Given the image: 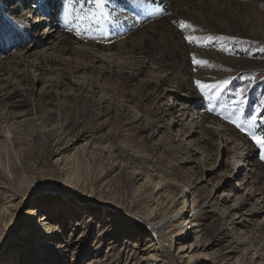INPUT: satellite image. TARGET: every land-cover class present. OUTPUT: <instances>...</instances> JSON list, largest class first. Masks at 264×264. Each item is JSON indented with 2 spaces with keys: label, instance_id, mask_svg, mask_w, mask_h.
I'll use <instances>...</instances> for the list:
<instances>
[{
  "label": "rangeland",
  "instance_id": "obj_1",
  "mask_svg": "<svg viewBox=\"0 0 264 264\" xmlns=\"http://www.w3.org/2000/svg\"><path fill=\"white\" fill-rule=\"evenodd\" d=\"M65 4L0 0V264H264V124L231 122L264 115V0H107L91 25ZM197 80L229 84L209 101Z\"/></svg>",
  "mask_w": 264,
  "mask_h": 264
},
{
  "label": "snow or ice",
  "instance_id": "obj_2",
  "mask_svg": "<svg viewBox=\"0 0 264 264\" xmlns=\"http://www.w3.org/2000/svg\"><path fill=\"white\" fill-rule=\"evenodd\" d=\"M143 2L150 3L151 0H143ZM77 3V0H66L65 4V16L71 14V12H78L76 16V20L82 22V23H88L91 25L93 22H98L100 20H112V14L111 11L107 9L106 4L107 0H87L88 7L85 8V0H79V3L81 5L80 9L75 8V4ZM177 23V22H174ZM178 26L181 28V30L185 32H192L195 33V27L188 23L187 21L181 20L178 22ZM77 34H80L79 32ZM188 43L195 44L197 46H203L207 47L213 40H215V37L212 35L207 36H198L195 34L192 35H186L184 37ZM193 63L196 65L201 66H207L208 61L198 59L195 55H193ZM197 87L200 89L201 93H203L205 96L208 97L209 101H219L223 92L225 91L227 85L229 84L228 80L223 81H217L213 83H206L202 82L200 80L195 81ZM236 99L231 101V105H221V107H236L237 105H241L244 103V89H241L239 92L236 93ZM241 111L239 108H237V113ZM237 113H233L235 116L234 119L231 120V122L238 128L243 129L244 124L248 123L250 126H255L258 119L261 124H264V115H260L259 117L257 115H252L250 121H243L240 119V116ZM252 141L255 143V145L258 146V148L261 150V158L264 159V133L255 135H251Z\"/></svg>",
  "mask_w": 264,
  "mask_h": 264
},
{
  "label": "bare ground",
  "instance_id": "obj_3",
  "mask_svg": "<svg viewBox=\"0 0 264 264\" xmlns=\"http://www.w3.org/2000/svg\"><path fill=\"white\" fill-rule=\"evenodd\" d=\"M49 36H52L51 33L48 34V37ZM251 161V156H250V153L244 151L243 149H240L239 150V153L237 154L236 156V165H237V173H235L236 175H241V173L243 172V170H245V168L247 166H249V162ZM248 169V168H247ZM245 175V174H244ZM247 175V174H246ZM181 206H179L177 208V215H179V212H181L182 210H188L191 206H192V202L191 200L188 198V199H184L181 201ZM182 211V212H183ZM190 213V212H189ZM49 216V215H48ZM47 217H44L43 214L39 215L36 220H37V223L35 224L34 226V230L38 232V230L40 229V226L39 224L41 225L42 221H44ZM39 220V221H38ZM187 220V229L184 231L183 230V234H188L190 233L191 234V231L193 230V225H195L194 221L193 220H188V218H186ZM150 232L155 236V238L157 239V242L156 244L160 245V247L162 248L163 251H165L166 253V256L168 258L171 259V256L169 254V252L166 250L165 248V245L163 244L164 241H167L168 239H165L166 238V232H165V228H166V225H167V221L164 219V218H160L159 220H154L153 218H150ZM44 227H46V235H48V237H45L46 235H41L40 237L37 238V240L35 241V246H39V248H41V250H39V253L41 252L42 255H44L45 258H47L48 256H51L50 254V251L46 250V251H43V248H42V245H46V244H50V238H51V235L50 233L53 231V230H57V226H54L52 227L51 223H47ZM45 230V229H44ZM15 231V230H14ZM170 232V238L174 237L175 235V230H171L169 231ZM36 234V232H35ZM50 236V237H49ZM152 243H154L153 241H151ZM194 242H193V239L190 238L189 240H187L186 242H184V246H182V248H185V250H188V249H191L192 247H194ZM192 254V257L193 258H197L199 255H201V252L199 249H192L191 250V253ZM39 260V259H38ZM47 260V259H46ZM172 262H174L173 259H171ZM174 264H176L174 262Z\"/></svg>",
  "mask_w": 264,
  "mask_h": 264
},
{
  "label": "trees",
  "instance_id": "obj_4",
  "mask_svg": "<svg viewBox=\"0 0 264 264\" xmlns=\"http://www.w3.org/2000/svg\"><path fill=\"white\" fill-rule=\"evenodd\" d=\"M0 19H1V16H0ZM8 27H9V23L5 19L0 20V39L11 37L14 34L13 29L6 30Z\"/></svg>",
  "mask_w": 264,
  "mask_h": 264
},
{
  "label": "built area",
  "instance_id": "obj_5",
  "mask_svg": "<svg viewBox=\"0 0 264 264\" xmlns=\"http://www.w3.org/2000/svg\"><path fill=\"white\" fill-rule=\"evenodd\" d=\"M186 211V210H185Z\"/></svg>",
  "mask_w": 264,
  "mask_h": 264
}]
</instances>
